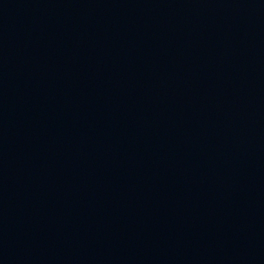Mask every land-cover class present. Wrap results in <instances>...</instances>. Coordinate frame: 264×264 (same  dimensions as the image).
<instances>
[{
  "label": "water",
  "instance_id": "water-1",
  "mask_svg": "<svg viewBox=\"0 0 264 264\" xmlns=\"http://www.w3.org/2000/svg\"><path fill=\"white\" fill-rule=\"evenodd\" d=\"M0 264H264V0H0Z\"/></svg>",
  "mask_w": 264,
  "mask_h": 264
}]
</instances>
